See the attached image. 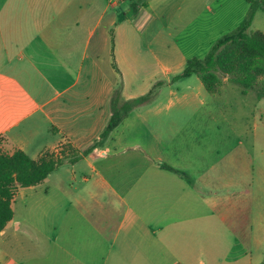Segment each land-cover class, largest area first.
I'll return each instance as SVG.
<instances>
[{
  "label": "crops",
  "instance_id": "obj_1",
  "mask_svg": "<svg viewBox=\"0 0 264 264\" xmlns=\"http://www.w3.org/2000/svg\"><path fill=\"white\" fill-rule=\"evenodd\" d=\"M248 9L247 0H0V141L62 160L13 202L51 188V226H22L29 220L14 210L0 264L264 262V177L247 164L264 155L263 116L253 153L243 140L232 147L238 129L217 97L235 83L225 77L209 93L196 74L175 79ZM149 93L101 137L115 106ZM244 209L248 241L233 221Z\"/></svg>",
  "mask_w": 264,
  "mask_h": 264
},
{
  "label": "trees",
  "instance_id": "obj_2",
  "mask_svg": "<svg viewBox=\"0 0 264 264\" xmlns=\"http://www.w3.org/2000/svg\"><path fill=\"white\" fill-rule=\"evenodd\" d=\"M249 9L239 26L214 42L204 57L188 59L184 71L175 79L193 74L201 77L209 93H215L223 83L221 75L241 86L244 91L256 89L264 97V32L251 26L258 10L264 11V0H247ZM151 93L114 108L113 115L101 134L106 138L134 107L150 99ZM0 141V232L14 217L13 202L20 188L43 183L62 160L53 152L33 159L21 149L4 151ZM241 237L249 240V225ZM264 264V262L262 263Z\"/></svg>",
  "mask_w": 264,
  "mask_h": 264
},
{
  "label": "rangeland",
  "instance_id": "obj_3",
  "mask_svg": "<svg viewBox=\"0 0 264 264\" xmlns=\"http://www.w3.org/2000/svg\"><path fill=\"white\" fill-rule=\"evenodd\" d=\"M262 21H264V13L258 22H256L251 28L254 29L257 26L260 27V22ZM225 77L227 76L221 75L222 80ZM263 78L264 76L260 77L259 81L261 82ZM242 90L243 88L241 86L232 84L230 87L223 89L217 99L224 101L225 106L223 108L225 109L226 114L232 118L233 126L238 129L237 133H233L232 147H239L240 140H243L249 152L253 153L255 142L251 129L256 115H262L264 119V104L262 105L258 103V91L256 89L249 90L247 97L244 96ZM260 141L264 145V134L263 136L261 135ZM1 148L4 151H7L3 145ZM247 164L248 174L251 178H255L260 174L264 177V155H259L257 159L249 157ZM47 182L51 184V181ZM44 186L45 185H42L40 188H44ZM38 196L39 195H36V197ZM13 207L17 219L26 217L29 220H23L22 226H51V188L50 195L48 197L43 196L42 199L37 198V200H35L32 197L18 195L16 197V202L13 203ZM244 211L245 209L243 210L241 218L238 217L236 220H233L235 226L239 228L242 233H246L247 231L245 228L247 220L245 219L246 215Z\"/></svg>",
  "mask_w": 264,
  "mask_h": 264
}]
</instances>
